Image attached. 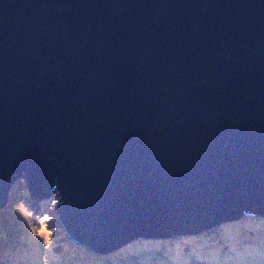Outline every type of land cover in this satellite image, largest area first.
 Masks as SVG:
<instances>
[{
	"label": "water",
	"instance_id": "95a60500",
	"mask_svg": "<svg viewBox=\"0 0 264 264\" xmlns=\"http://www.w3.org/2000/svg\"><path fill=\"white\" fill-rule=\"evenodd\" d=\"M20 178L96 252L264 215V0H0V208Z\"/></svg>",
	"mask_w": 264,
	"mask_h": 264
},
{
	"label": "rangeland",
	"instance_id": "374dc122",
	"mask_svg": "<svg viewBox=\"0 0 264 264\" xmlns=\"http://www.w3.org/2000/svg\"><path fill=\"white\" fill-rule=\"evenodd\" d=\"M32 190L23 178L16 180L8 201L0 208V264H4L6 249L10 263L13 251L21 250L25 243L23 235L29 233L36 235L39 246L35 264H71L75 260L76 264H264L263 215L226 216L217 219L216 225L180 230L182 233L167 238L133 239L116 251L96 252L69 238L56 188L40 197ZM213 247L220 248L223 255L231 251L228 259L206 255ZM20 264L24 262L20 260Z\"/></svg>",
	"mask_w": 264,
	"mask_h": 264
},
{
	"label": "bare ground",
	"instance_id": "6f19581e",
	"mask_svg": "<svg viewBox=\"0 0 264 264\" xmlns=\"http://www.w3.org/2000/svg\"><path fill=\"white\" fill-rule=\"evenodd\" d=\"M242 237L246 238L247 236H242ZM259 239L263 240L262 237H259ZM22 240L25 241L24 245L21 247V250H17L16 252L13 251L10 263L6 261V258L8 256V249H6V256H5L4 264H20V260H22L24 264H35L38 258L37 251L39 250L36 235H34L33 233H29L28 236L23 235ZM48 250H50L49 246H48ZM230 252L231 251H229L228 253ZM205 253L206 255H210L214 257V259H218L222 261H226L228 259L227 257L228 253L226 255H223L221 249L217 247L210 248ZM70 263L76 264V260Z\"/></svg>",
	"mask_w": 264,
	"mask_h": 264
},
{
	"label": "trees",
	"instance_id": "16d2710c",
	"mask_svg": "<svg viewBox=\"0 0 264 264\" xmlns=\"http://www.w3.org/2000/svg\"><path fill=\"white\" fill-rule=\"evenodd\" d=\"M249 213V211H241L238 215H241V214H248ZM264 216V215H263ZM191 223V222H190ZM202 224V223H201ZM201 224H199V225H201ZM190 226H192L191 224H189ZM198 226V225H197ZM184 227H188V226H184ZM203 227H204V225H203ZM185 229H187V228H184V229H181V230H185ZM180 231V230H179ZM188 231H190V230H188ZM185 232H187V231H185ZM179 233H182V232H176L175 234H173V235H177V234H179ZM172 235V236H173ZM149 238H152V237H149ZM160 238H164V237H160ZM165 238H167V237H165ZM144 239H146V238H144ZM79 249H81V248H79ZM120 249V248H119ZM118 250V249H117ZM121 250H122V248H121ZM120 250V251H121ZM116 251V250H115ZM113 252V251H112ZM115 253H117V252H115ZM106 259V257L104 256V260ZM132 259H134V257H132Z\"/></svg>",
	"mask_w": 264,
	"mask_h": 264
}]
</instances>
